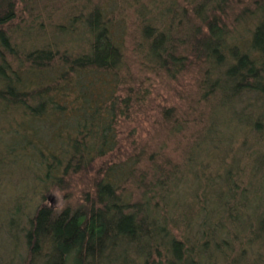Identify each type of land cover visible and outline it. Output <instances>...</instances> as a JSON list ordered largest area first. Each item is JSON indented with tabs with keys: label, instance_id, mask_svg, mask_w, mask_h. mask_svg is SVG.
<instances>
[{
	"label": "trees",
	"instance_id": "trees-1",
	"mask_svg": "<svg viewBox=\"0 0 264 264\" xmlns=\"http://www.w3.org/2000/svg\"><path fill=\"white\" fill-rule=\"evenodd\" d=\"M38 2L0 0V153L33 160V191L41 201L47 185L68 199L60 209L38 202L29 213L25 195L15 197L0 264H241L245 252L256 256L249 264H263L255 248L264 235V0L135 3L129 43L135 66L167 78L189 70L197 75L199 122L193 116L196 124L187 127L173 120L170 129H191L179 163L161 150L105 162L118 148L116 119L131 107L127 34L115 13L97 3L70 8L60 18L64 24L53 25L52 32L70 38V49L51 42L24 46L18 38L43 30L15 25L18 5L28 4L34 21ZM168 114L162 113L167 124ZM237 140L240 169L234 159L221 158L220 168L206 174L202 161L191 164ZM89 172V191L72 201V179ZM187 175L199 190L180 202ZM237 205L250 216L238 221ZM243 236L229 258L226 252Z\"/></svg>",
	"mask_w": 264,
	"mask_h": 264
},
{
	"label": "rangeland",
	"instance_id": "rangeland-1",
	"mask_svg": "<svg viewBox=\"0 0 264 264\" xmlns=\"http://www.w3.org/2000/svg\"><path fill=\"white\" fill-rule=\"evenodd\" d=\"M143 2L142 0H39L36 6L40 7L41 14L34 21H31L32 18L27 13V9L30 8L28 4L25 5L26 9L23 5H18V7L22 9H19L20 13H17L16 18L13 21L15 25H20L19 27L31 26L30 31L32 32H37L39 31L38 28L42 27L43 32L41 34H28V37H20L17 39L18 42L24 40V46H30V44L33 46H40L42 43L51 42L55 43V45L62 50L66 48L70 49V44H72V42H70V38L69 40L67 39L68 37L60 38L61 36L52 32V27L53 25L64 24L60 18L61 16H64V13L68 12L70 8L79 9L83 6L88 8L98 3L102 8L114 12L115 18L117 20L119 19L121 23L120 25L123 27L125 34H127L126 36L124 35L125 70L127 68L128 71H131L135 80L133 83L129 84L133 86L131 91V95H133L130 100L131 107L125 115L119 116L116 119L114 126L118 148L112 152V155L109 158L105 159L106 163H120L124 161L126 157L133 156V154L135 156L142 154V156L145 157L152 152L160 150L164 157H168L174 163H179L181 161V151L190 139L189 132L191 129L185 128L179 132L173 131L171 133L170 129L173 125V120L186 122L187 127L196 124L197 119L199 122L200 111L197 105L193 102V100H196L195 89L197 79V75L194 71L189 70L176 78H167L160 71H140V67L135 66L133 63L134 61L130 55L129 43L131 41V31L136 28L135 10L137 9V6ZM135 3L139 4L136 5ZM164 112H169V124L163 122L162 113ZM193 116L197 119L194 120V123H190ZM202 125H204V123H202ZM182 126H184L183 123ZM197 126H200V124H197L195 128H198ZM195 128H192L193 132L195 131ZM227 132L228 131L224 132L223 135ZM39 133L41 136H44L45 134L43 129H41ZM233 133L234 132L231 134L234 136L235 133ZM0 139L4 138L1 136ZM252 141H254V139H250V143ZM262 146H264V142L262 143ZM237 147L238 140L230 144L225 151H217L216 154L208 155L206 157L205 155H198L193 159L191 164L202 161L201 165L208 167L206 170H203V172L205 174L210 171L213 172L215 169L220 168L221 165L218 161H220L221 158L228 164L231 163L233 159L237 160L234 158V153L238 151ZM261 152L264 153V148L261 149ZM238 157L240 159V156ZM0 158V241L2 239V241H4L2 244L4 245L6 240L2 232H7L9 230L5 227L4 223L9 219L7 212L9 211V206H11L15 197L25 195L23 202L28 205L29 213L32 212V209L38 202L39 204L46 205L52 209H60L67 202L65 199H68V197L63 190H59L53 185H47L43 190V199L41 201L37 197L36 190L34 189L35 191H33L34 183L32 179L34 177V172L36 171L32 162L33 160L31 159V161L29 158L27 159L26 156L22 160H19L15 158V156L11 154L7 155L5 153H0ZM237 161L240 169L244 164V161L241 159ZM245 171L247 170L244 169V173H246ZM90 178H92L91 172L84 176H75L72 179L71 186L68 190L72 201H77L80 197V193L90 188ZM251 180L252 179L250 178V181ZM239 184L240 183H238V187ZM242 185L243 186H240L239 188L246 186L244 183ZM182 189L183 191L181 190L178 194L181 200L180 202H185L184 196H186V199L191 197L193 191L199 190V186L197 182H194L192 177L187 175ZM246 189L249 190L250 188L247 186ZM201 199V197L197 199L196 205H202ZM189 203L190 201H188V204ZM191 207L193 206L188 208ZM195 208L197 207H194V215L197 213ZM236 208L238 209V217H236L238 218V221L241 217L250 216L252 213L250 209L245 211L246 209L244 208H238V205ZM229 209L232 218H234L233 202H231ZM256 214L257 216L259 215L258 212H256ZM189 219L192 222L194 217L190 216ZM257 233L258 231H255L254 235ZM242 241L244 245V236L238 237V239L235 240V244L232 243L234 252H226L229 258H234V256H236V254H234L235 250L240 248L241 245H239V243H242ZM258 241L260 245L257 244L259 246H256V252L264 258V235H259L256 242ZM243 258L241 264H249L254 258H256V256L245 252V257ZM218 264H225V262L220 260Z\"/></svg>",
	"mask_w": 264,
	"mask_h": 264
}]
</instances>
